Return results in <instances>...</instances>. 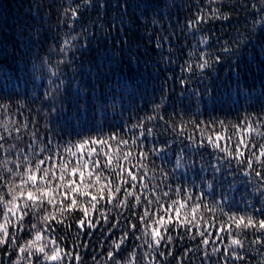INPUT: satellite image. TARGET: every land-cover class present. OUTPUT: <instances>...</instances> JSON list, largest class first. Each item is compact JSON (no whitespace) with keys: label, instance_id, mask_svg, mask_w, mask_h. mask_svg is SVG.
I'll return each instance as SVG.
<instances>
[{"label":"trees","instance_id":"16d2710c","mask_svg":"<svg viewBox=\"0 0 264 264\" xmlns=\"http://www.w3.org/2000/svg\"><path fill=\"white\" fill-rule=\"evenodd\" d=\"M248 2L91 0L92 4L103 3L105 6L85 7L82 0H0V103L9 106L7 110L0 108V136L4 137L0 143L5 144L13 159L17 155L35 158L36 153L41 157L48 154L41 153V149L50 138L63 152L65 144L74 143L82 136L102 134L107 137L120 133L129 138L133 133L138 135L151 127L152 136H142L138 141L143 142L144 150L149 152L148 159L120 161L129 171L147 173L148 187L135 190L141 196L137 213L143 214L148 206L144 197L156 200L154 193L161 195L165 209L172 200L181 199L175 195L177 185L190 187L189 194L193 199L203 192L205 202L209 204L219 201L220 193L225 191L233 202L232 211L243 209L245 202L259 208L258 194L254 193L247 183L249 178L242 176L241 166L234 160L230 167L222 170L223 175L217 174L216 180L211 171H201L202 164L207 168L215 163L217 156L225 155L208 145L204 135L217 131L232 136L235 129L231 125L239 124L245 117L264 116V32L258 28L253 31V16L246 7ZM255 2L258 4L259 0ZM77 5L81 7L74 20L71 11L65 9ZM213 8H219L229 19L210 20L198 25L196 30L189 29V22L195 20L198 13L204 15ZM238 33L246 34L248 43L235 47V54H225L223 47L226 44L232 46ZM71 36L76 39L71 42L65 58L60 47ZM203 36L208 37L209 46L200 44ZM202 51L210 53L213 59L219 55L220 62L200 70L197 65L201 62ZM62 59L64 62L60 63ZM188 64L192 66L191 71L184 70ZM49 67L59 70V76H51ZM50 80L53 85L49 84ZM61 80L64 83L60 91H53L52 99L45 100L46 90L54 89V84ZM149 116L156 119L147 121ZM142 119L146 120L145 129L132 128ZM213 122V128L209 129L207 125ZM126 128L131 131L125 132ZM188 137L202 141L204 146L190 149ZM250 138L261 141L255 134ZM237 139L233 137L231 144L227 139L221 140L220 144L234 150ZM160 147L166 150L160 155L152 154L153 148ZM129 150L127 147L122 149ZM112 151H115L114 143ZM8 155L9 152L0 149V160ZM181 155L184 166L176 168ZM100 162L103 167L107 158L102 155ZM141 163L146 167H138ZM174 169L178 179H173L172 175L165 179L164 172L172 174ZM104 171L107 175V169ZM202 177L206 179L202 180ZM75 179L78 183L79 176ZM208 182H212V190L207 188ZM164 191L169 192V197L162 196ZM157 207L155 202L151 205L150 216ZM119 211L128 215L130 208ZM225 211H228L227 207ZM185 212L191 219L190 205L181 210L179 217L175 208L167 212L161 209L159 214L165 219L171 216L175 222L183 219ZM201 212L203 218L200 215L196 218L201 227H207L208 233L212 234L208 236L210 243L199 245L201 238L197 236L195 240L185 239L178 246L174 245L178 255H183L184 247L193 249L190 261L186 259L185 264H202V253L210 252L218 245L221 253L212 257L215 261L228 244L226 232L216 235L219 221L227 218L219 209L215 213ZM112 217H117L116 210L110 214ZM123 223L121 220V229L114 230L116 236L113 239L120 236ZM135 223L139 225L140 221L136 219ZM74 235L75 232L71 233L63 243L70 246ZM254 238L251 232L241 233L245 259L233 264H264V247L251 244ZM84 239L91 240L86 251L87 264H92L90 254L100 259L101 253L106 254L112 242L101 236L100 231L91 238L81 237V241ZM143 239L133 238L129 245L142 244ZM213 240L215 245L211 243ZM102 241H105L103 245ZM130 246H127L128 251ZM145 251L150 253L151 250L146 246L137 248V258L142 264H146L143 260ZM0 260L7 262V257L0 255ZM101 264L105 261L101 260ZM172 264H175L174 260Z\"/></svg>","mask_w":264,"mask_h":264},{"label":"snow or ice","instance_id":"6c2138e0","mask_svg":"<svg viewBox=\"0 0 264 264\" xmlns=\"http://www.w3.org/2000/svg\"><path fill=\"white\" fill-rule=\"evenodd\" d=\"M215 3V0H212ZM85 7H104L103 3L92 4L91 0H82ZM126 6V5H125ZM65 9L71 11L72 18H78V9ZM249 15L253 16V31L257 28L264 32V0H249L246 5ZM201 11H204L201 9ZM228 20L229 16L222 13L219 8L209 9L204 15L197 14L195 20L189 22L190 30H196L201 23H207L210 20ZM75 36L66 39L60 47L61 53L67 57V51ZM249 37L246 34L238 33L233 41V45H225L223 52L225 54H235L234 48L247 44ZM200 44L209 46L208 37H201ZM221 57L216 55L213 59L210 53L202 51L200 53V63L197 67L200 70L212 67L213 63L220 62ZM62 59L60 63H63ZM185 71H191L192 66H188ZM51 76L58 77L59 70L49 67ZM50 80L49 84L53 85ZM63 80L59 84H54V89L46 90L45 100L53 97V91L59 92L63 86ZM181 83H185L182 79ZM8 105L0 103V108L8 109ZM158 107V106H157ZM57 109L53 106V111ZM156 119L155 116H149L147 121ZM163 119V117H160ZM145 119L140 120L132 128L145 129ZM204 123V122H201ZM221 126L224 122H219ZM213 124L207 125L209 129ZM244 125V127H241ZM235 131L232 136L222 135L220 132L212 131L211 134H201L207 144L215 150L223 152L224 157L217 156L215 163L209 164L207 168L201 165V171H211L213 180L218 179L217 174L223 175V169L231 166V161H235L241 166L240 171L243 177L249 178L247 183L252 187L255 194H258L261 204L257 208L255 204L245 202L243 209L232 211V201L227 192L220 193V200L206 203V194L197 193L195 199L189 193L190 187L177 185L175 195L181 199L172 200L165 209V204L161 202V195H156L153 201L144 197L148 201V206L143 214H139L136 208L141 206V196L135 191L137 187L147 188L145 176L147 173L138 174L129 171L120 161H131L139 158L147 160L149 152L144 150V144L140 137H151L153 129L151 127L142 130L139 134L133 133L129 138H125L120 133H113L107 137L102 134L96 137H81L76 142L69 141L63 146V152L60 151V145L54 144L50 138L41 149V153L47 152V155L41 157L40 153L35 154V158L27 155H17L15 159L11 157L9 149L5 148L4 143H0V149L9 152L3 160H0V212H2V222H0V255L7 257V262L0 260V264H87L86 251L91 243L90 239L81 241V237H93L96 231H100L101 236L111 240L107 247L106 254L101 253L100 259L97 255H91L92 264H142L137 258V248L151 250L144 252L143 260L146 264H185V260L190 261V253L193 249L183 248V255H178L174 251V245L185 239L195 240L197 236L201 239L199 245H208L210 243L207 227H201L200 220L196 217H202L201 210L215 213L217 209L222 213L226 220H220V228L216 235L221 232L227 233L228 244L223 248L222 255L213 261L212 257L221 253L217 245L210 252H203L202 264H233L235 261H243L245 256V242L240 239L241 233L251 232L255 237L250 243L264 247V116L245 117L239 124L231 125ZM131 129L126 128L125 132ZM253 134L261 137L257 142L250 138ZM233 137H238L235 149L223 147L221 140L227 139L231 144ZM191 143L190 149L203 147L202 141H197L193 137H188ZM0 140L4 137L0 136ZM113 143L115 151H112ZM124 147L131 150L122 151ZM139 149L137 152L136 149ZM255 149V150H253ZM166 149L165 147L153 148L152 154L160 155ZM23 153V149L19 150ZM107 158V162L101 167L100 157ZM183 156L176 161V168L183 167ZM138 167L144 168L146 165L139 164ZM105 169L108 174L105 175ZM126 173V175H125ZM79 176L77 183L75 177ZM175 176V169L172 174L164 172V178ZM255 179H252V178ZM202 180L206 179L204 177ZM194 183V182H192ZM129 185V187H125ZM171 188V185L168 186ZM199 187V186H197ZM209 190L213 189L212 182L207 183ZM95 189V191H90ZM163 197H169V192H162ZM90 197V199H89ZM157 204L156 212L150 216L151 205ZM191 207L192 218L189 219L185 212L183 219L173 222L172 217L165 219L163 214H159L161 209L165 212L175 208L177 217L180 216L182 209ZM111 206V207H108ZM225 207L228 211H225ZM122 208H130L129 214L125 215L119 211ZM113 210L117 211V217L110 218ZM140 224L137 225L135 220ZM103 220V225L101 224ZM123 220V229L119 237L114 230L121 229L120 221ZM207 224V221H205ZM107 225V227H104ZM195 228V233H193ZM75 232L71 245H65L63 242L68 236ZM137 232L140 234L137 235ZM207 233V235H206ZM27 236V239H25ZM142 244L130 246L129 242L135 238L141 240ZM223 241V237L221 236ZM105 241H102L103 245ZM216 244V241H211ZM127 246L131 250H127ZM83 249L84 251H82ZM239 249V250H238ZM15 257V258H13ZM171 258V259H169Z\"/></svg>","mask_w":264,"mask_h":264}]
</instances>
